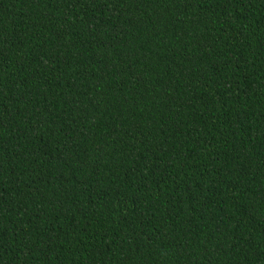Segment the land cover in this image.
I'll return each mask as SVG.
<instances>
[{
  "label": "trees",
  "instance_id": "trees-1",
  "mask_svg": "<svg viewBox=\"0 0 264 264\" xmlns=\"http://www.w3.org/2000/svg\"><path fill=\"white\" fill-rule=\"evenodd\" d=\"M0 264H264V0H0Z\"/></svg>",
  "mask_w": 264,
  "mask_h": 264
}]
</instances>
